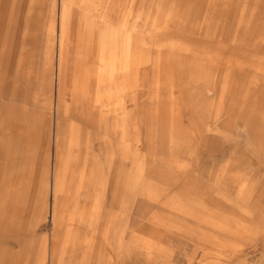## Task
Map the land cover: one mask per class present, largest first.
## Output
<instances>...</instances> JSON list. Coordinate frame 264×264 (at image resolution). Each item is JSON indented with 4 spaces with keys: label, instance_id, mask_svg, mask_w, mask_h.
<instances>
[{
    "label": "rangeland",
    "instance_id": "374dc122",
    "mask_svg": "<svg viewBox=\"0 0 264 264\" xmlns=\"http://www.w3.org/2000/svg\"><path fill=\"white\" fill-rule=\"evenodd\" d=\"M0 264H264V0H0Z\"/></svg>",
    "mask_w": 264,
    "mask_h": 264
},
{
    "label": "bare ground",
    "instance_id": "6f19581e",
    "mask_svg": "<svg viewBox=\"0 0 264 264\" xmlns=\"http://www.w3.org/2000/svg\"><path fill=\"white\" fill-rule=\"evenodd\" d=\"M55 162H56V161H55V159L53 158V164H52V178H55V175H56V173H55L56 170H55V168H54V166H55V165H54Z\"/></svg>",
    "mask_w": 264,
    "mask_h": 264
}]
</instances>
